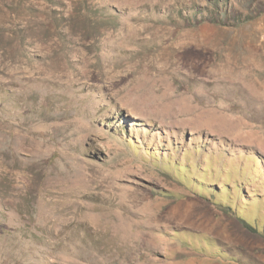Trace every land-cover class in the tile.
<instances>
[{"label": "rangeland", "instance_id": "1", "mask_svg": "<svg viewBox=\"0 0 264 264\" xmlns=\"http://www.w3.org/2000/svg\"><path fill=\"white\" fill-rule=\"evenodd\" d=\"M239 188L264 0H0V264H264Z\"/></svg>", "mask_w": 264, "mask_h": 264}, {"label": "trees", "instance_id": "2", "mask_svg": "<svg viewBox=\"0 0 264 264\" xmlns=\"http://www.w3.org/2000/svg\"><path fill=\"white\" fill-rule=\"evenodd\" d=\"M196 155H199V151L195 152ZM237 176H238V180L237 179H234V180H229V183H232L233 185L235 184H238V185H241V186H245V185H248L249 187H251V182H255V176H250L249 174V171H245L243 170L241 164H237ZM200 169V168H199ZM226 170L225 166L219 171V173L222 175V173H224ZM201 171V169H200ZM202 173L204 171H201ZM192 174V173H191ZM190 174V178L192 177V175ZM189 178V183H191L192 185V182H191V179ZM195 186L197 184H194ZM193 186V185H192ZM198 186V185H197ZM226 186V185H225ZM194 187V186H193ZM199 187V186H198ZM205 189H202L199 187V189L201 191H208V190H214L211 192V194L213 195L214 192H216L217 194L218 191L217 189L215 188L214 185H209V184H206V186L204 187ZM226 193L228 194H231L230 192L231 191H227L225 189ZM238 192V201L236 202L235 204V208L236 210L230 208L228 206V208L230 209L231 213H233L235 215V217L238 219V221L249 231H252V233L256 232L257 233V230H255L256 228L254 227H258L260 228V230L258 232L260 233H263L264 232V224H262V219L261 217L263 216V212H264V208H259V207H255L254 205H258V203L260 202L259 200V197L253 199L254 200V203H251V205L249 204V202H251L248 198H247V195L245 193L242 192V189L239 188L237 190ZM230 200H232L230 198ZM252 200V201H253ZM253 204V206H252ZM234 211V212H233ZM239 261H242L243 264H250V262L248 261H245L244 258L242 256V253H239ZM255 261V260H254ZM251 264H257V262H254V263H251Z\"/></svg>", "mask_w": 264, "mask_h": 264}]
</instances>
